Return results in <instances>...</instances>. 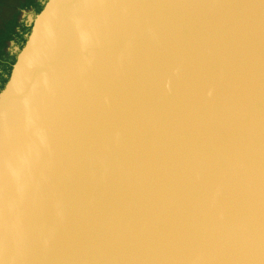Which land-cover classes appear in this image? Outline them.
<instances>
[{
  "label": "water",
  "instance_id": "water-1",
  "mask_svg": "<svg viewBox=\"0 0 264 264\" xmlns=\"http://www.w3.org/2000/svg\"><path fill=\"white\" fill-rule=\"evenodd\" d=\"M0 264H264V0H46L0 91Z\"/></svg>",
  "mask_w": 264,
  "mask_h": 264
},
{
  "label": "rangeland",
  "instance_id": "rangeland-1",
  "mask_svg": "<svg viewBox=\"0 0 264 264\" xmlns=\"http://www.w3.org/2000/svg\"><path fill=\"white\" fill-rule=\"evenodd\" d=\"M34 1H35L36 5L29 7L30 4L32 3L31 0L29 1V4L26 3L25 0H22V4L20 5L19 12H15V16H14L15 22L17 23V21H18L21 24V27L23 29H22L21 33L19 34L17 41H15L13 43V46H15V47L13 48V52L10 56V59L12 60L11 64L15 61L16 56L18 55L19 51L23 47V45H24V43H25V41H26V39L30 33L33 19L40 12V10L43 8V6L46 2V0H34ZM15 2H19V0H13V2H12V0H0V7L8 8V6H12V4ZM8 68H10V65L8 66ZM7 70L9 71V69H7ZM10 71H9V74H10ZM6 74L7 75L3 81L4 85L9 78L8 72Z\"/></svg>",
  "mask_w": 264,
  "mask_h": 264
},
{
  "label": "trees",
  "instance_id": "trees-1",
  "mask_svg": "<svg viewBox=\"0 0 264 264\" xmlns=\"http://www.w3.org/2000/svg\"><path fill=\"white\" fill-rule=\"evenodd\" d=\"M27 3V2H26ZM18 3H16V5H17ZM29 4V3H28ZM31 5V7L32 6H34V5H36V3H35V1H32V3L30 4ZM20 7V6H19ZM13 8L15 9V6H13ZM41 11V10H40ZM22 12V11H21ZM18 14V13H17ZM14 16H15V12H13L12 11V9L10 10V12H8L7 14H5V15H3V18H2V21L0 22V29L2 28V32L4 33V34H2V36H4L8 31L10 32L13 28H14V30H17V31H19L20 30V28H21V24L17 21V24H16V22H15V19H14ZM2 17V16H1ZM0 17V18H1ZM8 20V21H7ZM16 34H17V36H18V32H16ZM1 36V37H2ZM13 35L11 34V37H12ZM10 36H8V39H7V41L11 44V41H12V38H11ZM5 38V37H4ZM5 39H3V41H4ZM13 49H10V48H8V46L7 47H5L4 45H3V43H1L0 42V59H4V60H6L7 59V57L9 56V54H10V52L12 51ZM7 69H9V71H10V68H8V66L6 65V64H4V63H2V62H0V91L3 89V87H4V83H3V81H4V79H5V77H6V73L8 72V74H9V71L7 70Z\"/></svg>",
  "mask_w": 264,
  "mask_h": 264
},
{
  "label": "flooded vegetation",
  "instance_id": "flooded-vegetation-1",
  "mask_svg": "<svg viewBox=\"0 0 264 264\" xmlns=\"http://www.w3.org/2000/svg\"><path fill=\"white\" fill-rule=\"evenodd\" d=\"M29 1L30 0H25V2H27V3H29ZM32 1H34V0H31V2ZM12 2H13V0H12ZM16 3H18L17 5H16ZM22 4V0H19V2H15V3H13L12 4V6H8V8H2V7H0V20L2 21V18H3V15H5V14H7L8 12H10V10L12 9V11L13 12H19V6ZM19 5V6H18ZM13 6H15V9L13 8ZM18 6V7H17ZM28 7V6H27ZM26 7V8H27ZM29 7H31V5L29 6ZM8 21V20H7ZM17 24V23H16ZM21 26V25H20ZM22 27L20 28V30L19 31H17V30H14V28L9 32H7L4 36H2V34H4L3 32H2V28L0 29V42L1 43H3V45L5 46V47H7L8 46V48H10V49H13L15 46H13V43L15 42V41H17V39H18V36H19V34L21 33V31H22ZM16 32H18L19 34H18V36H17V34H16ZM11 34L13 35L12 37H11ZM2 36V37H1ZM8 36H10L11 38H12V41H11V44L7 41V39H8ZM5 37V38H4ZM3 39H5L4 41H3ZM12 52H13V50L10 52V54H9V56L7 57V59L6 60H4V59H0V62H2V63H4V64H6L7 66H9L10 65V70H11V66H12V64L14 63H12L11 64V59H10V56H11V54H12Z\"/></svg>",
  "mask_w": 264,
  "mask_h": 264
}]
</instances>
